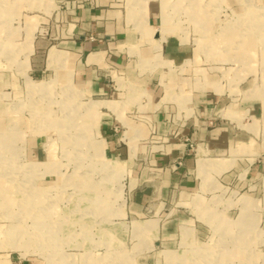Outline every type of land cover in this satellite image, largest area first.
I'll return each mask as SVG.
<instances>
[{"label":"rangeland","instance_id":"rangeland-1","mask_svg":"<svg viewBox=\"0 0 264 264\" xmlns=\"http://www.w3.org/2000/svg\"><path fill=\"white\" fill-rule=\"evenodd\" d=\"M151 1L159 11L154 28L162 2L174 31L166 36L176 37L187 50L186 66L177 72L186 77L190 95L214 90L235 108L264 94V0ZM115 3L128 14L130 0ZM69 4L0 0V78H15L21 93L1 83L0 105L7 107L0 111H20L29 123L24 133L17 129V118L0 128V264H264V244L244 246L220 230L211 232L190 200L182 203L194 191H176L159 213L147 207L143 217H135L129 212L126 171L119 169L114 179L111 170L97 164L87 138L91 130L79 129L81 118L65 116L63 88L51 83L48 93L29 89L30 79L42 81L32 75L33 61L43 64L47 56L44 49L36 53V43L47 49L58 44L57 29ZM189 93L178 92L174 101L186 105ZM228 118L234 130L230 157H262L264 121L232 113ZM211 189L205 200L237 211L240 190L223 184ZM177 211L190 219L191 238L178 246L174 239V247L166 250L161 227ZM263 219L261 214L259 224ZM147 220H155L154 225Z\"/></svg>","mask_w":264,"mask_h":264},{"label":"crops","instance_id":"crops-1","mask_svg":"<svg viewBox=\"0 0 264 264\" xmlns=\"http://www.w3.org/2000/svg\"><path fill=\"white\" fill-rule=\"evenodd\" d=\"M115 1L70 0L64 23L57 29L58 44L47 49L36 43V53L44 49L47 56L43 64L33 61L32 75L42 81L30 79L29 89L37 93L35 88L51 83L63 88L65 116L81 118L84 126L79 129L91 130L87 138L97 164L111 170L114 179L119 169L126 171L129 212L135 217H143L147 207L159 213L176 191H194L182 203L190 200L193 212L211 232L220 230L221 236L244 246L264 244V219L258 221L264 214V151L257 159L228 154L234 135L228 117L242 114L264 121V94L235 108L214 90L190 95L186 77L177 72L186 66L188 53L176 37L166 36L174 31H169L164 3L159 2L160 24L154 28L159 11L153 1L130 0L127 15ZM145 40L159 47L152 49ZM3 82L21 95L15 78H0ZM181 91L189 93L183 106L174 101ZM48 92L49 88L38 93ZM166 95L169 101H163ZM90 102L103 103L94 105L95 120L85 111ZM1 104L0 108L7 107ZM0 113L1 129L14 118L19 131L28 128L20 111ZM222 184L241 191L237 211L204 199L206 192ZM189 220L177 211L176 218L162 224L161 244L166 250L174 247V239L178 246L191 238ZM144 222L154 225L155 220ZM261 256L264 259V253Z\"/></svg>","mask_w":264,"mask_h":264},{"label":"bare ground","instance_id":"bare-ground-1","mask_svg":"<svg viewBox=\"0 0 264 264\" xmlns=\"http://www.w3.org/2000/svg\"><path fill=\"white\" fill-rule=\"evenodd\" d=\"M171 29V28H170ZM42 85V84H41ZM69 86V85H68ZM48 88L49 87H47V86H42V87H37V88H35V91L38 93V92H47L48 91ZM34 89V88H33ZM101 104H103V103H101V102H90V103H88L87 104V106H86V108H85V111L87 112V114L88 115H90L91 117H93V120H95V118H96V109H95V106H99V105H101ZM95 105V106H94ZM87 115V116H88ZM83 119H85V118H83ZM88 119V118H87ZM88 121V120H87ZM50 122V121H49ZM84 122H86V121H84ZM90 122V121H89ZM88 122V123H89ZM82 123V122H81ZM87 124V123H86ZM67 127H69V126H67ZM86 129V128H85ZM48 145V144H47ZM9 148V147H8ZM94 148H95V152H96V155L98 156V154L100 155V149H99V145H98V143H95V146H94ZM54 163V162H53ZM48 168V167H47ZM52 168V167H51ZM35 172V171H34ZM35 176V175H34ZM39 219V218H38ZM43 228V227H42ZM182 244H184L185 242H183V240H182V242H181ZM222 260H225V258H223Z\"/></svg>","mask_w":264,"mask_h":264}]
</instances>
